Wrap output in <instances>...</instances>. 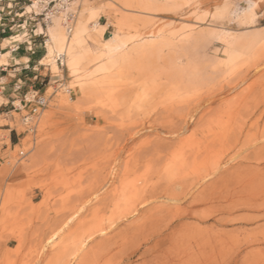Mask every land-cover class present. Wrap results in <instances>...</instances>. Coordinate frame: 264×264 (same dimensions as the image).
Listing matches in <instances>:
<instances>
[{
  "label": "rangeland",
  "instance_id": "374dc122",
  "mask_svg": "<svg viewBox=\"0 0 264 264\" xmlns=\"http://www.w3.org/2000/svg\"><path fill=\"white\" fill-rule=\"evenodd\" d=\"M12 5L0 264H176L174 240L152 239L180 222L201 264H264V0H77L71 34L67 12ZM55 22L66 39L85 31L63 66ZM32 88L48 106L26 125Z\"/></svg>",
  "mask_w": 264,
  "mask_h": 264
},
{
  "label": "bare ground",
  "instance_id": "6f19581e",
  "mask_svg": "<svg viewBox=\"0 0 264 264\" xmlns=\"http://www.w3.org/2000/svg\"><path fill=\"white\" fill-rule=\"evenodd\" d=\"M39 4V2H38ZM51 28L54 30L52 32V39L54 40V42L58 45L59 50L61 51L62 56H65L68 47L74 46L77 43H79L80 41L83 40L84 37V28L82 26V23L80 22L79 27L77 28L76 33L73 35V37L71 39H66V37L64 36V34L62 33V31L59 28V25L57 22H55V24H53L51 26ZM68 33V32H67ZM4 55L0 54V62L1 63H5V59H4ZM75 65V62L71 61L69 68H73V66ZM258 67V66H256ZM258 69V68H256ZM261 69V68H259ZM257 71V70H256ZM256 71H254L255 73H257ZM260 72V71H259ZM241 74V73H240ZM246 76L244 75L241 78V81L243 82L245 80ZM240 81V82H241ZM239 82V83H240ZM196 115V114H195ZM250 117V116H249ZM183 118V117H182ZM193 116H191L190 119H192ZM170 120V117L167 119V121ZM185 120V119H184ZM183 121V120H182ZM169 123V122H168ZM171 124V121H170ZM171 126V125H170ZM176 126V125H175ZM179 126V125H177ZM176 131V129H175ZM177 132V131H176ZM263 136V135H262ZM176 137V136H175ZM256 144V143H255ZM148 149V148H147ZM146 149V150H147ZM252 149V148H251ZM115 170V169H114ZM117 176V175H116ZM213 176V175H212ZM203 180V179H202ZM106 182V180H105ZM201 183V182H198ZM104 184V183H103ZM204 184V183H203ZM202 185V183L200 184ZM198 187H202L197 185ZM115 187V186H114ZM99 188V187H98ZM197 188V187H196ZM97 190V189H96ZM196 191V189L194 190ZM193 191V192H194ZM203 191V190H202ZM206 191V190H205ZM103 192V191H101ZM192 191H190L191 193ZM177 193V192H176ZM205 194V193H204ZM112 195V194H111ZM155 199V198H154ZM153 199V200H154ZM91 201V200H90ZM109 201V200H108ZM200 204V203H199ZM203 204V203H201ZM195 205V204H194ZM193 205V207H194ZM198 205V204H197ZM144 206V205H143ZM142 207V206H141ZM140 207V208H141ZM192 207V206H191ZM194 211V210H193ZM192 211V212H193ZM196 211V210H195ZM143 212V211H142ZM148 212V211H147ZM132 213H140V211L138 209H135ZM153 213V210L152 212ZM150 213V214H151ZM194 214V213H193ZM192 214V215H193ZM139 215V214H138ZM195 214L194 216L196 217ZM133 216V215H132ZM154 215H152L153 217ZM159 216V215H158ZM201 214L198 215V217H200ZM203 216V215H202ZM202 220H204V217ZM141 217V216H140ZM208 218V217H207ZM124 222V221H123ZM135 222V221H134ZM116 227V226H115ZM106 229V228H105ZM186 229H189L188 226L185 223L180 222V224H176V226L174 227H165L164 229H160V230H156L153 233V243L154 246L153 248H160L162 246H164L163 244H165L166 241H168L169 239H173L174 240V244L173 245V251H175L176 255H177V263L176 264H201V260H200V256L202 254V243H201V237L198 233H196V235H193L190 239H185L183 238V236H180L181 233L183 231H185ZM114 231V230H113ZM103 232H101L102 234ZM105 233V232H104ZM152 235V234H151ZM150 235V237H151ZM94 239V238H93ZM150 239V240H151ZM203 241V240H202ZM170 242V241H169ZM167 244V243H166ZM46 245H49V243H47ZM170 245V246H172ZM46 247V246H45ZM164 249V248H163ZM214 249V248H213ZM83 250V249H82ZM164 253V252H163ZM215 255V254H214Z\"/></svg>",
  "mask_w": 264,
  "mask_h": 264
},
{
  "label": "built area",
  "instance_id": "2783aa9c",
  "mask_svg": "<svg viewBox=\"0 0 264 264\" xmlns=\"http://www.w3.org/2000/svg\"><path fill=\"white\" fill-rule=\"evenodd\" d=\"M25 2L27 0H24ZM77 0H41V4H43L45 6V9L47 11L46 16L49 18H52L54 16H56L57 14H61L63 12H67L68 10L71 9V7L73 6V4L76 2ZM4 2V0H0V15L5 11V9H11L10 12L8 13V15H12L13 13V2H15V0H13V2L8 3L7 7H5V5L3 6L2 3ZM51 7L50 10H48ZM16 15V16H15ZM19 14H14L12 21L15 20V17H17ZM23 15H21L20 17H22ZM74 14L67 12L65 17H64V23L66 25L67 28V32L68 34H71L73 31V21H74ZM4 26H1L0 31L2 30L3 32L4 30ZM20 49L19 45H15L12 48L13 52H18ZM32 49V48H30ZM34 53V52H33ZM57 63L60 64L61 66L64 65V56L62 55H58L57 58ZM38 77H36L37 79ZM15 90L19 93L22 92L23 90V86L22 84H18L15 86ZM20 104H22L23 102H28L33 104L31 112L28 113L25 117H24V122L26 125H28L29 123L33 122L39 115L40 113L47 108L48 106V98L45 96V94H41L40 90L37 89H31L30 92L26 93L21 99H19L18 101ZM24 152L21 151L20 152V156H24Z\"/></svg>",
  "mask_w": 264,
  "mask_h": 264
},
{
  "label": "crops",
  "instance_id": "0c3cea01",
  "mask_svg": "<svg viewBox=\"0 0 264 264\" xmlns=\"http://www.w3.org/2000/svg\"><path fill=\"white\" fill-rule=\"evenodd\" d=\"M13 47H14V46H13ZM13 47H12V48H13ZM12 48H11V50H12ZM12 52H13V51H12ZM13 53L16 54L17 52H13Z\"/></svg>",
  "mask_w": 264,
  "mask_h": 264
}]
</instances>
